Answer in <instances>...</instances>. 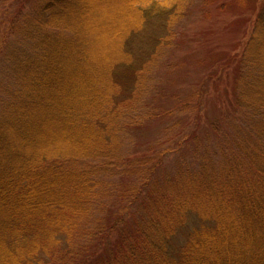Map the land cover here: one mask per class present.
I'll use <instances>...</instances> for the list:
<instances>
[{"label": "trees", "instance_id": "16d2710c", "mask_svg": "<svg viewBox=\"0 0 264 264\" xmlns=\"http://www.w3.org/2000/svg\"><path fill=\"white\" fill-rule=\"evenodd\" d=\"M190 3L0 0V264H264V5L220 130L155 104Z\"/></svg>", "mask_w": 264, "mask_h": 264}, {"label": "rangeland", "instance_id": "374dc122", "mask_svg": "<svg viewBox=\"0 0 264 264\" xmlns=\"http://www.w3.org/2000/svg\"><path fill=\"white\" fill-rule=\"evenodd\" d=\"M223 2L227 6L221 8ZM262 4L264 0H191L185 16L177 23L174 44L164 50L157 65L154 87L161 101L155 100V104H161V108L172 107L176 99L187 98L194 87L202 85L205 91L199 116L203 129L212 124L220 130L227 127L234 111L235 55L250 35ZM119 9L115 8V14ZM185 115L174 114L164 121L156 119L136 131L133 149L136 143L155 140L163 143L166 139L164 124L181 122L180 128L191 126V117L186 119ZM177 134L180 132L175 131L170 137Z\"/></svg>", "mask_w": 264, "mask_h": 264}]
</instances>
